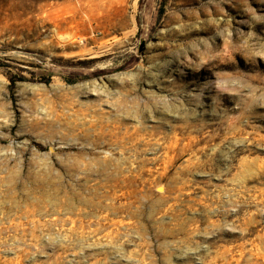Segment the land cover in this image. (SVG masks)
<instances>
[{
    "label": "rangeland",
    "instance_id": "374dc122",
    "mask_svg": "<svg viewBox=\"0 0 264 264\" xmlns=\"http://www.w3.org/2000/svg\"><path fill=\"white\" fill-rule=\"evenodd\" d=\"M0 264H264V0H0Z\"/></svg>",
    "mask_w": 264,
    "mask_h": 264
},
{
    "label": "bare ground",
    "instance_id": "6f19581e",
    "mask_svg": "<svg viewBox=\"0 0 264 264\" xmlns=\"http://www.w3.org/2000/svg\"><path fill=\"white\" fill-rule=\"evenodd\" d=\"M79 89V88H78ZM160 191L162 192L163 190L162 189H160Z\"/></svg>",
    "mask_w": 264,
    "mask_h": 264
}]
</instances>
